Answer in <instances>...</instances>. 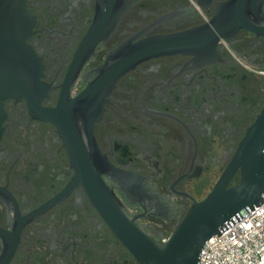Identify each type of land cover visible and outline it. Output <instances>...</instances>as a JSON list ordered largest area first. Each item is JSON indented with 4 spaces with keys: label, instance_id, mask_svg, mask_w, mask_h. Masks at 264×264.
Instances as JSON below:
<instances>
[{
    "label": "flooded vegetation",
    "instance_id": "1",
    "mask_svg": "<svg viewBox=\"0 0 264 264\" xmlns=\"http://www.w3.org/2000/svg\"><path fill=\"white\" fill-rule=\"evenodd\" d=\"M125 0L127 9L112 33L96 42L75 78L72 93L88 86L86 73L104 66L110 52L149 24L180 9L191 13L160 23L130 45L157 36L190 31L209 24L219 11L210 0ZM95 0H25L34 17L25 40L37 59L38 81L48 89L63 85L75 52L95 17ZM264 16V1L261 2ZM238 28L219 38L212 54L161 55L137 63L120 75L103 96L105 110L92 123L94 143L114 168L143 177L145 194L157 195L166 207L164 218H135L141 230L167 240L194 203L202 201L230 163L246 129L264 105V36ZM84 82V83H83ZM27 98L2 102L0 188L10 193L19 219L60 194L75 176L51 121L32 119ZM100 180L131 218L143 213L139 202L105 174ZM238 172L227 188L238 184ZM152 187V188H150ZM150 190H147L149 189ZM166 203V204H163ZM0 200V229L10 233L14 214ZM6 264H137L116 238L80 183L67 197L20 229ZM3 244L0 238V254Z\"/></svg>",
    "mask_w": 264,
    "mask_h": 264
},
{
    "label": "water",
    "instance_id": "2",
    "mask_svg": "<svg viewBox=\"0 0 264 264\" xmlns=\"http://www.w3.org/2000/svg\"><path fill=\"white\" fill-rule=\"evenodd\" d=\"M25 0H0V135L4 113L2 102L8 98H27V108L32 119L51 121L58 129L59 137L75 176L64 190L26 217L19 219L16 204L9 192L0 188V200L14 214L10 233L0 229L3 249L0 264H6L18 241L20 229L62 201L80 183L86 189L90 202L99 211L116 238L128 249L137 264H198L202 247L213 236L219 237L264 201V105L254 122L246 129L230 163L216 185L200 202L194 203L170 237L163 241L158 235L151 236L135 223V218L158 215L165 220L166 207L157 201V195L145 194L138 182L143 177L114 169L100 155L94 143L93 121L101 118L103 96H107L116 79L140 61L150 57L173 54L201 55L213 53L219 38L233 35L238 28H246L264 36V16L261 2L264 0H228L218 3L217 11L209 24L192 28L183 33L146 38L133 45L130 43L148 29L192 9H180L161 16L129 38L116 51L110 52L104 66L86 73L88 86L82 93L73 95L72 88L81 66L97 41L112 33L119 16L127 6L125 0H95V17L92 26L78 50L63 85L50 88L43 82L41 65L25 40L30 36L34 17L25 11ZM210 0H199L204 8ZM83 82V83H84ZM238 172V184L227 188L232 176ZM117 184L119 191L133 204L139 202L143 213L131 218L127 211L100 180L99 174ZM152 188V187H150ZM147 189V190H150ZM166 204V203H163Z\"/></svg>",
    "mask_w": 264,
    "mask_h": 264
},
{
    "label": "built area",
    "instance_id": "3",
    "mask_svg": "<svg viewBox=\"0 0 264 264\" xmlns=\"http://www.w3.org/2000/svg\"><path fill=\"white\" fill-rule=\"evenodd\" d=\"M198 264H264V201L219 237L208 239Z\"/></svg>",
    "mask_w": 264,
    "mask_h": 264
}]
</instances>
